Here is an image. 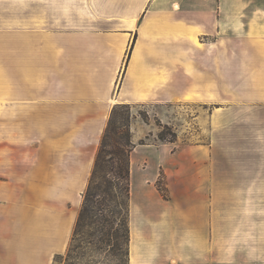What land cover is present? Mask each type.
Masks as SVG:
<instances>
[{"label": "crops", "instance_id": "1", "mask_svg": "<svg viewBox=\"0 0 264 264\" xmlns=\"http://www.w3.org/2000/svg\"><path fill=\"white\" fill-rule=\"evenodd\" d=\"M175 103L197 131L135 143L128 264H264V0H0V264L68 251L116 106Z\"/></svg>", "mask_w": 264, "mask_h": 264}, {"label": "rangeland", "instance_id": "2", "mask_svg": "<svg viewBox=\"0 0 264 264\" xmlns=\"http://www.w3.org/2000/svg\"><path fill=\"white\" fill-rule=\"evenodd\" d=\"M195 111L194 105L179 103L165 105L162 108L142 105L115 107L110 139L105 150L106 152L125 150V153L121 152L119 156L112 158L111 155H105L106 162L96 175V184L101 186V191L108 189L110 192V196H107L109 214L105 219L101 217L99 204L95 203L93 212L81 232L72 239L68 251L56 256L53 264H128L126 231L125 238L118 237L120 229L121 234H124L127 224L124 180L115 175V172L109 171L108 167L112 165L118 170L123 168L127 152L136 142L157 144L170 142L175 134L174 140L181 143L177 135L179 137V134L183 133L186 135L183 142H193V133L197 131L195 130L197 125L193 120ZM161 136L167 140L162 141ZM136 137H140V140ZM29 186L32 185H24L25 188ZM39 186L45 187V185ZM156 186L158 190L163 188L165 195L171 193L174 195L179 185L166 184L161 177ZM122 221L125 222V227L121 226Z\"/></svg>", "mask_w": 264, "mask_h": 264}, {"label": "trees", "instance_id": "3", "mask_svg": "<svg viewBox=\"0 0 264 264\" xmlns=\"http://www.w3.org/2000/svg\"><path fill=\"white\" fill-rule=\"evenodd\" d=\"M122 106V105H121ZM123 106H127V105H123ZM115 110V108H114ZM114 110L111 114L108 126L106 128V131L103 135L102 138V142L96 157V161H95V166H94V170L88 185V188L86 190V193L84 195V199H83V204L81 207V211L78 217V221L76 224V229L74 231V235H73V239L76 238V236L78 235V233L81 232V229L84 227L85 222L87 221V219L89 218V215L93 212V208L95 207L94 204L98 203L99 207H100V216L103 217L104 219L106 218L107 214H109V205H108V197L110 196V192L109 190H105V191H101V186H98L96 184V175L98 174V171L100 170V168L103 167L104 163L106 162L105 160V155H111L112 157H116L119 156V154L121 152L125 153V150L121 151H109L106 152V146H107V142L110 139V133H111V129H112V125H113V121H112V116L114 113ZM176 135H173V140H170V142H174V137ZM160 139L162 141L167 140L164 136H161ZM117 143H119V141H116ZM145 142H141V144H144ZM135 144H133V146L131 147V149L127 152V159L125 161V165L123 168H121L120 170L117 169V167H114L111 165V167H108V170L111 172H115L117 176H120L119 178L124 180V192H125V196H126V200H127V224H126V228L124 230V234H121V229L119 230V234L118 237L119 238H125V231H126V238H127V247L129 244V240H130V235H129V203H130V195H131V179H130V155L131 152L134 148ZM110 162V161H109ZM106 167V168H107ZM121 171V172H120ZM122 174V175H121ZM109 184L111 185V182H109ZM159 191L162 193V195H165V190L163 188L159 189ZM108 196V197H107ZM166 196V195H165ZM99 216V217H100ZM122 227H125V222L122 221L121 224Z\"/></svg>", "mask_w": 264, "mask_h": 264}]
</instances>
